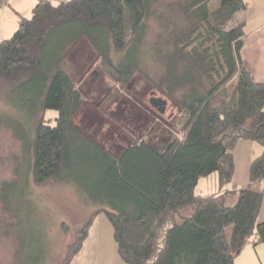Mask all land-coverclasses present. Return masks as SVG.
<instances>
[{
    "label": "trees",
    "instance_id": "16d2710c",
    "mask_svg": "<svg viewBox=\"0 0 264 264\" xmlns=\"http://www.w3.org/2000/svg\"><path fill=\"white\" fill-rule=\"evenodd\" d=\"M213 2L40 0L0 43V95L12 112L0 114V125L23 144L26 177L36 187L70 186L97 208L64 264L97 263L100 216L125 264H236L246 245L264 244V84L243 62L245 33L235 22L249 3ZM152 17L171 43L159 87L177 106L182 137L163 150L132 142L115 155L74 123L83 98L66 54L87 41L107 76L124 87L147 77L140 55ZM239 141L263 152L251 164L249 187L227 190ZM211 176L225 190L198 195L200 181ZM27 186L5 185L9 207L17 199L31 203ZM229 196H237L234 206H227Z\"/></svg>",
    "mask_w": 264,
    "mask_h": 264
},
{
    "label": "rangeland",
    "instance_id": "374dc122",
    "mask_svg": "<svg viewBox=\"0 0 264 264\" xmlns=\"http://www.w3.org/2000/svg\"><path fill=\"white\" fill-rule=\"evenodd\" d=\"M163 37V29L152 17L140 55V66L147 77L137 76L124 87L115 85L107 76L87 41H80L66 54L68 71L83 98L74 123L115 155L132 142L143 140L156 150H163L175 137H182L181 126L175 123L177 106L159 87L166 72L162 59L169 54L171 44ZM5 113L12 112L0 95V114ZM55 115L49 113V117ZM22 146L6 124L0 125V264H64L79 229L97 208L87 205L70 186H34L31 177L24 173L28 164ZM23 183L28 185L31 203L17 199L9 207L4 197L5 185ZM217 186V176H211L200 181L196 193H214ZM102 218H98V241L99 235L105 236V224L99 221ZM228 234L231 235L230 229ZM250 246L251 253L244 248L236 255V264H264V244H259L257 250L254 245H247Z\"/></svg>",
    "mask_w": 264,
    "mask_h": 264
},
{
    "label": "crops",
    "instance_id": "0c3cea01",
    "mask_svg": "<svg viewBox=\"0 0 264 264\" xmlns=\"http://www.w3.org/2000/svg\"><path fill=\"white\" fill-rule=\"evenodd\" d=\"M39 1L5 0L0 3V43L10 39L14 35L19 27L21 17H31L32 11ZM247 1L249 3L248 9L238 14L235 18L236 24H243L245 33L242 59L255 81L259 84H264V0ZM262 152V147L257 143L249 141H239L237 143L232 152L235 161L234 177L232 184L227 190L232 187H236L237 189L249 187L251 164L262 155ZM217 187L218 189L214 193L208 191L207 195H201L210 196L219 194L220 191L225 190H221L220 185ZM261 189L264 191V182L261 185ZM236 201L237 196H229L226 199V204L231 207L236 204ZM105 220L104 217L99 220L102 221L103 225L105 224V236L100 237L99 235L97 264H125L118 255L117 245L113 237V229H111L110 224L105 222ZM258 223H264V201L258 217ZM254 247L256 250L258 249V245ZM244 248L245 252L251 253V246L247 247L246 245Z\"/></svg>",
    "mask_w": 264,
    "mask_h": 264
}]
</instances>
